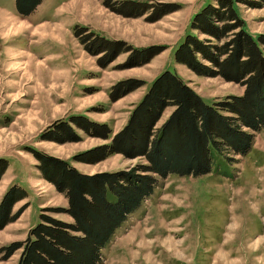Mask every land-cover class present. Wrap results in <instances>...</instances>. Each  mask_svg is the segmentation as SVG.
I'll return each mask as SVG.
<instances>
[{
	"label": "rangeland",
	"instance_id": "obj_1",
	"mask_svg": "<svg viewBox=\"0 0 264 264\" xmlns=\"http://www.w3.org/2000/svg\"><path fill=\"white\" fill-rule=\"evenodd\" d=\"M121 1L41 0L21 15L14 0H0V157L6 161L0 193L11 183L26 191L12 205L15 210L25 204L22 210L0 228V264H16L20 248L5 256L4 247L23 239L39 213L70 220L55 211L66 198L41 176L34 150L61 157L83 172L130 168L144 158L113 152L90 162L73 156L106 142L158 72H176L206 102L243 89L219 75L197 74L173 57L186 33L207 36L191 28L190 19L215 0H131L135 3L127 7ZM231 4L252 37L264 33L263 3ZM94 34L122 40L125 49L105 61L103 51H92ZM258 44L264 54V44ZM127 47L157 51L145 62L128 63ZM6 60L15 65L9 67ZM128 78L137 85L111 98V86ZM171 108L162 110L156 124ZM75 116L105 123L108 136L83 130L73 122ZM61 123L77 139L46 137L48 129L61 130ZM229 154L233 160L227 162L213 153L206 173L158 178L100 248L97 264H264V126L254 132L244 154Z\"/></svg>",
	"mask_w": 264,
	"mask_h": 264
},
{
	"label": "trees",
	"instance_id": "obj_2",
	"mask_svg": "<svg viewBox=\"0 0 264 264\" xmlns=\"http://www.w3.org/2000/svg\"><path fill=\"white\" fill-rule=\"evenodd\" d=\"M40 1L14 0V6L25 15ZM247 1L264 4V0ZM121 3L127 7L135 2ZM190 27L207 36L186 33L174 48L175 61L197 74L238 82L243 86L241 93L206 102L176 72L163 69L151 79L125 122L106 142L73 156L91 162L120 152L127 157L140 155L144 161L130 168L83 172L61 157L34 150L41 176L66 198V205L55 211L65 212L70 220L39 213L23 239L4 247L5 256L20 248L16 264H97L100 248L151 193L158 178L168 173L203 174L211 169L213 153L221 161L230 162L233 158L229 152L244 154L249 149L254 132L264 126V54L258 44H264V33L254 38L243 29L231 0L206 3L193 13ZM92 38V51H103L100 58L105 61L125 49L122 40L96 34ZM126 49L130 52L128 63L145 62L157 51L153 47ZM136 85L132 78L119 80L111 86L110 96L116 98ZM166 106L172 108L156 124ZM73 122L85 131L108 136L109 129L103 122L84 116L73 117ZM60 125L62 131L48 129L46 137L77 139L67 123ZM5 167L6 161L0 157V175ZM25 196V189L15 183L4 189L0 195V228L19 214L25 204L15 210L12 205Z\"/></svg>",
	"mask_w": 264,
	"mask_h": 264
},
{
	"label": "bare ground",
	"instance_id": "obj_3",
	"mask_svg": "<svg viewBox=\"0 0 264 264\" xmlns=\"http://www.w3.org/2000/svg\"><path fill=\"white\" fill-rule=\"evenodd\" d=\"M11 29H12V28H11ZM7 37L10 38L9 36H7ZM9 53H10V52H8V55H9ZM8 57H9V56H8ZM7 60H8V59H7ZM7 60H6V61H7ZM15 63H16V62H15ZM1 64H2V63H1ZM7 64H8L9 67L12 66V65H15L14 63L10 65V64H9V61H7ZM4 65H6V64H4ZM27 66H30V63H29V62L27 63ZM14 68H15V67H14ZM11 69H13V67H12ZM2 70H3V69H2ZM8 70H9V69H8ZM15 70H16V69H14V70H12V71H9V72H11V74H15V72L17 71V70L15 71ZM6 72H7V71H6ZM2 76H3V75H2ZM1 80H3L2 77H1ZM2 83H3V82H2Z\"/></svg>",
	"mask_w": 264,
	"mask_h": 264
},
{
	"label": "crops",
	"instance_id": "obj_4",
	"mask_svg": "<svg viewBox=\"0 0 264 264\" xmlns=\"http://www.w3.org/2000/svg\"><path fill=\"white\" fill-rule=\"evenodd\" d=\"M1 192H2V190H1ZM1 194V193H0Z\"/></svg>",
	"mask_w": 264,
	"mask_h": 264
}]
</instances>
